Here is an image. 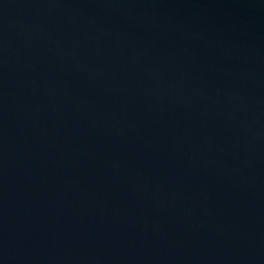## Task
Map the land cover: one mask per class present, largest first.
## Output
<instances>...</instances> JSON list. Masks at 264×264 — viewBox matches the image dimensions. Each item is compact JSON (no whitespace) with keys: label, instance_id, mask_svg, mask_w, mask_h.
<instances>
[{"label":"water","instance_id":"water-1","mask_svg":"<svg viewBox=\"0 0 264 264\" xmlns=\"http://www.w3.org/2000/svg\"><path fill=\"white\" fill-rule=\"evenodd\" d=\"M0 264H264V0H0Z\"/></svg>","mask_w":264,"mask_h":264}]
</instances>
